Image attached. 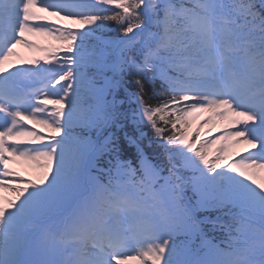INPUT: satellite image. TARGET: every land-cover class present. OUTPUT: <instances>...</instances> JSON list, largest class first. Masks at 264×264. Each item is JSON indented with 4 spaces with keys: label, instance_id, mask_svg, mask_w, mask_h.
I'll return each instance as SVG.
<instances>
[{
    "label": "snow or ice",
    "instance_id": "6c2138e0",
    "mask_svg": "<svg viewBox=\"0 0 264 264\" xmlns=\"http://www.w3.org/2000/svg\"><path fill=\"white\" fill-rule=\"evenodd\" d=\"M5 189L0 264H264V0H0Z\"/></svg>",
    "mask_w": 264,
    "mask_h": 264
},
{
    "label": "rangeland",
    "instance_id": "374dc122",
    "mask_svg": "<svg viewBox=\"0 0 264 264\" xmlns=\"http://www.w3.org/2000/svg\"><path fill=\"white\" fill-rule=\"evenodd\" d=\"M242 150V149H241Z\"/></svg>",
    "mask_w": 264,
    "mask_h": 264
}]
</instances>
